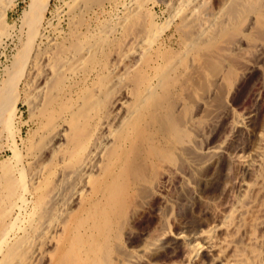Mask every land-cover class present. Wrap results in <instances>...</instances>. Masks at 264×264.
<instances>
[{
	"label": "bare ground",
	"instance_id": "1",
	"mask_svg": "<svg viewBox=\"0 0 264 264\" xmlns=\"http://www.w3.org/2000/svg\"><path fill=\"white\" fill-rule=\"evenodd\" d=\"M14 1L1 9L0 38L12 35L4 18ZM80 1L68 6L76 11L68 31L57 25L54 36L44 27L50 0L32 1L27 37L2 84L0 123L14 146L0 173V264H176L183 246L182 264H264V236L241 249L226 244L230 235L221 241L236 232L233 217L175 204L178 231L170 238L172 226L155 201L181 173L193 178L199 171L200 91L209 99L217 85H233L236 68L257 69L245 57L249 48L264 56V0H159L170 11L165 22L127 7L125 19L95 24L77 18L97 13ZM21 103L30 109L27 125L37 127L23 154L15 140L24 131L13 128ZM241 108L258 129L264 82ZM247 137L233 126L211 152L203 191L223 202L236 189L255 194L243 177L263 164L264 151L247 156ZM258 140L264 146L262 135ZM228 164L232 171L222 178ZM152 212L157 232L134 252V230ZM225 244L234 254L224 257Z\"/></svg>",
	"mask_w": 264,
	"mask_h": 264
},
{
	"label": "rangeland",
	"instance_id": "2",
	"mask_svg": "<svg viewBox=\"0 0 264 264\" xmlns=\"http://www.w3.org/2000/svg\"><path fill=\"white\" fill-rule=\"evenodd\" d=\"M32 1L33 0H15L12 7L8 10L7 14H5L6 18L4 19H6L5 22L8 24L7 25L8 28H11L14 25L13 26L14 29L12 31V35H10L11 37L9 36L6 38H0V91L4 85L3 81L7 78L6 77L7 73L13 69L16 57L18 56L20 49L22 48L21 45L23 44V42H25V39L27 37V32H28L27 21L29 19L28 16ZM72 2L73 0H50L49 8L47 9L44 17V23H45L44 27L47 35L49 33H50L49 35L51 36L56 35L55 32L57 31L56 26L57 25L59 26L60 24L63 30L68 31L69 26L67 24V21H69L70 18L73 17L72 16L73 14L74 15L76 14L75 13L76 11H69L68 6H70ZM83 2L85 3L84 5H86V7L93 8L94 10H96L97 13L94 14L93 11L89 10L90 12H88V14L85 13L83 15H78L77 18L80 19L81 17L84 16L82 19H80L81 21L94 22V24L96 22L98 23L99 21H103V20L108 22V20L111 19L114 22L121 21L125 19L124 16L126 17L125 15L127 12L126 10L132 7H135L137 9L143 8L145 12L149 11L152 14L154 13L153 14L154 20L157 21V23L165 22L166 20L169 19L168 17L170 16L169 15L170 11L168 10V8L164 4L159 3V0H83L82 2L80 1L81 4H83ZM5 3L6 0L0 3V12L3 10L2 8L5 6ZM102 5L105 6L104 11L99 10L100 6ZM218 11L220 13V9L217 6L214 8V15H217ZM70 12L72 15L70 14ZM91 19H93V21ZM1 21L4 22V20ZM5 22L2 25H5ZM65 22L67 25L65 24ZM249 49L251 50V51L249 50L250 51L249 54H251V56H249L248 54L247 56L249 58L246 56L245 59L246 58L248 59L246 60L248 64H250V66L257 65V69H255L252 73L249 74L244 70L245 67L236 68L233 76L234 80L232 79V82H234L233 85L231 83H229L228 85L224 83H222L221 85H217L215 89L216 94L214 93V95L211 96L209 99L207 98V96L205 98V95H202L201 91L199 93L198 101L200 107L198 106L196 110L197 111L196 117L197 120L199 121L198 122L199 130L198 133L196 134L197 150L199 152V156H198L196 168H199V171L198 169L196 170V175L193 178L190 177L189 175H185L184 172L181 173V176L183 178L181 179L180 182H178V184H176L175 186L168 187L167 190L161 192L162 197L159 195L155 198L156 205L157 207H159L157 208L156 213L159 214L160 216L163 215V217H165V220H169V225L172 226L171 232H168L170 234V238H172L175 232L178 231L175 227L176 226L175 219H177L176 218L177 216L174 213H172L176 205L177 206L185 205L184 207H190V208L194 207L195 210H199L198 207L200 205H204L207 208H209L211 211H213V213L216 216L221 217L222 219L225 218L229 220L233 217L234 219H232V221L234 222L233 226L235 228L234 231L236 232H231L230 234L227 235L223 234L221 236V241L224 244L226 239L230 235L228 238L229 240L227 239L226 241V244H228V246L232 245L231 248L234 247L235 244H237L235 245L234 249L236 248L238 249V247L239 249H241V247H245L248 245V243H250L252 237L256 236V238L260 237L261 239L264 236L263 233L264 232L263 230L264 228V191H263L264 162L261 166H257V168L255 166V168H253L252 170L253 173H251V175H247L243 177L244 182H247V184L249 183L254 187L256 186L255 188L257 190L254 191L255 194H253L252 192L250 193L236 189L231 192L230 194L231 197L223 202L218 198H216V196L212 192H210V190L203 191L202 189V184L204 182L203 179H205V176H207V174L205 173L207 171V164L209 161L208 159H210L211 152L213 150H217V148H219L220 145L222 146L223 142L230 135L233 126L239 128V130H241L245 134V137L249 135L247 139H249L250 148L249 150H247V156L250 154V152L253 151V149L255 150L259 146L262 147L264 151V146L259 145L260 142L258 140L261 137V135L264 137V110L261 112L258 118V120L260 121L259 128L258 129L255 128L254 130L255 126H252L250 123L247 122L249 121V119H247V115H245L242 112L243 108H241L244 101L256 88V85L260 82L262 83L264 82V56H262V58H259V54L253 51L254 50L253 48H249ZM24 88H25V83L22 86L23 89L22 92L23 93L25 92L26 95L24 94V96H27L28 94V92H26L27 89ZM27 105H28L27 103L20 104L19 110L16 113L15 116L16 118L14 119V123H13L14 131L17 132V129L18 130L23 129L24 131L22 135H18L15 140V143L18 146L17 148L20 152L22 150L21 152L22 154L25 153L29 149V147H31L35 143L37 139V132H35L37 130L36 125L32 122H30L27 125V121L30 120L29 118L31 117L30 109ZM10 137H12L10 136V133L6 129H4L3 124L0 123V165H1L0 173L1 174H3L2 161L9 159V156L11 155V148L14 146V143L12 141L13 139H10ZM9 146L10 148H8ZM9 165L13 166L15 165V162L11 161ZM230 171H232V165L228 164L225 166L224 170L220 172L221 177L224 178L225 177L224 175H226ZM258 188L260 190H258ZM256 192L259 193L257 194ZM241 206L243 207L240 210ZM168 207H170L169 210L167 209ZM236 210L237 211L240 210V212L237 213ZM233 211L236 213H234ZM154 216L155 213L150 214V216H148L146 220V223L143 226L135 228L137 229V231L136 230L134 231L136 233L139 232L138 244L140 246L138 244L134 246L133 247L134 252L136 250H139L141 245L145 244L146 241H149V239L151 238L149 235L153 236V234H156L158 224ZM213 225L219 226L220 224L219 223H217L216 225L212 224L209 227H207V229H212L214 227ZM234 237H236L235 240ZM237 240L238 241L240 240V242H238ZM225 246L222 245L223 250L226 249L223 254L224 257L229 256V254L230 255L234 254V252L231 251V248L226 246L229 248L228 249ZM187 256L188 253L186 252V249L183 246L181 248L180 256L176 258V264L186 263L187 258L185 257ZM158 264H165V263L160 262Z\"/></svg>",
	"mask_w": 264,
	"mask_h": 264
}]
</instances>
